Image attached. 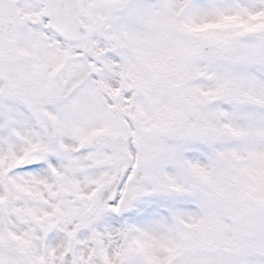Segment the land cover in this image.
Wrapping results in <instances>:
<instances>
[{
    "label": "snow or ice",
    "instance_id": "6c2138e0",
    "mask_svg": "<svg viewBox=\"0 0 264 264\" xmlns=\"http://www.w3.org/2000/svg\"><path fill=\"white\" fill-rule=\"evenodd\" d=\"M0 264H264V0H0Z\"/></svg>",
    "mask_w": 264,
    "mask_h": 264
}]
</instances>
